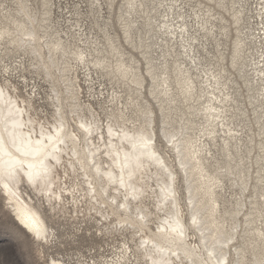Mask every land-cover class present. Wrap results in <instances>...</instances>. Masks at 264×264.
I'll list each match as a JSON object with an SVG mask.
<instances>
[{
	"label": "bare ground",
	"instance_id": "bare-ground-1",
	"mask_svg": "<svg viewBox=\"0 0 264 264\" xmlns=\"http://www.w3.org/2000/svg\"><path fill=\"white\" fill-rule=\"evenodd\" d=\"M6 1L0 0V51L4 52L0 54V61H5L4 57L11 54H28L29 65L38 76H45L51 88L46 97L40 91L34 92V96L31 93L25 95L9 84V79L5 78L4 82L0 79V191L8 200L17 222L40 244L49 245L56 237L49 224L52 222L50 215L55 216L59 209L74 213L76 217L82 213L86 216L94 213L102 226L103 221H111L106 226L108 229L112 227L121 235L130 231L129 238H123L119 246H114L110 258L105 257L103 261V253L101 258L81 254L86 261L82 264H233L231 248L240 257L235 264H249L245 250L237 245L241 233V222L237 218L243 214L246 204H237V218L227 212L234 218V223L228 226L221 214L216 190L221 176L217 172L212 175L204 162L207 159L203 155L206 144L184 131L168 132L169 129H165L166 135L163 134L168 138L170 148L178 154L185 184H189V178H192L193 184L186 186L191 207V221L187 222L185 210L188 208L183 209L181 204L180 171L160 148L155 111L148 107L147 118L140 121L128 118L121 109H117L118 112L110 109L105 122L91 103L82 101L79 71H83L90 81L98 72L116 79L126 85L124 93L131 99L134 92L142 96L146 79L140 60L134 56L125 59V51L108 31L104 32L107 44L98 38L93 40L89 36L92 30L85 28L80 21L72 23L74 31L69 32H73L71 36L83 42L82 45L64 40L59 35L61 30L51 27L48 22L53 12L52 0H44L43 11L31 0H13L15 7L8 6ZM126 1L129 5L135 4V0ZM112 4L113 0L109 5ZM99 7L102 9V3ZM123 21L124 34L129 41L133 21L127 22V18ZM180 28L181 34L187 33L186 26ZM240 42L236 44V53L241 51ZM131 43L135 48H142L144 55L151 47L143 41L139 45L133 40ZM20 55L14 70L26 68L28 60ZM146 60L147 73L152 79L150 93L164 111L166 106L161 96L171 95L172 80L166 71H162L165 77L159 80L152 58ZM263 67L264 64L259 67V72L264 76ZM5 69L8 71L12 67L5 65ZM179 72L184 75L178 80L182 93L187 100L192 99L194 81L185 75L187 71ZM101 85L98 93L103 96ZM112 91L109 102L117 100L122 104L124 94L115 89ZM39 96L41 99L50 98L53 113L45 115L44 110L38 108ZM214 96L205 109L209 116L222 118L223 104L229 95L226 98ZM214 99L220 105L214 103ZM101 102L103 104V100ZM229 131L237 132L235 129ZM214 133L211 130L209 134ZM230 136L235 137V134L230 133ZM198 141L200 144H196ZM233 169L227 166L228 173H233ZM72 176L74 181L68 185L67 179ZM249 182L241 178L240 184L245 192ZM31 192L41 197L36 201ZM255 196L247 200H257ZM261 196L264 198V193ZM251 203L253 212L245 213V220L249 218V222H245L249 226L248 241L253 244L254 262L251 264H264V230L255 225L261 220L258 216L262 212L258 201ZM67 204L73 206V210L68 211ZM85 204L86 209L82 210ZM262 223L264 226V220ZM192 228L198 232V243L191 239ZM97 231L103 236L101 226ZM51 260L52 264H70L67 260Z\"/></svg>",
	"mask_w": 264,
	"mask_h": 264
},
{
	"label": "rangeland",
	"instance_id": "rangeland-1",
	"mask_svg": "<svg viewBox=\"0 0 264 264\" xmlns=\"http://www.w3.org/2000/svg\"><path fill=\"white\" fill-rule=\"evenodd\" d=\"M43 2L44 0H31L41 11ZM110 2L111 0H52L50 4L53 12L48 22L51 27L61 30L59 35L64 40L81 45L83 42L71 36L73 32H69L74 31L72 23L80 21L85 28L92 30L89 36L93 40L98 38L105 44L107 40L104 32H110L116 44L125 51V59L134 56L140 60L141 71L146 79L144 93L138 96L134 92L131 99L124 93L126 85L116 82V79L98 72L94 74V80L90 81L83 71H79L78 84L82 101L91 103L94 111L100 113L105 122L110 109L116 112L121 109L128 118L140 121L147 118L148 107L155 111V129L160 148L180 171L181 204L183 209L188 208V211L185 210L187 222L191 221V207L187 200L189 192H186V186L193 184L192 178L187 177L190 181L185 184V173L179 165L178 154L175 149L170 148L171 144L163 134L165 129H169L168 132L184 131L206 144L203 155L207 159L204 162L212 175L217 172L221 176L216 190L219 192L221 214L228 226L234 223L231 216L239 209L237 204H246L239 218L235 214V218L241 222L237 245L245 250L248 263H253V244L248 241L249 226L245 224L249 222V218L245 220V213L250 214L249 210L253 212L251 202L258 201L262 213L258 216L261 220H257L255 225L264 230V198L261 196L264 193V76L259 72V67L264 64V0H135L134 6L129 5L126 0H113L112 6L109 5ZM99 3H102V9ZM5 4L16 6L13 0H7ZM124 18H127V22L133 21L131 40L138 45L140 41L151 45L145 55L142 48H135L131 40L126 39ZM180 26H186L187 33L181 34ZM239 41L240 54L235 52ZM1 53L4 54L3 50ZM19 54L26 61L29 59L28 54L21 52L5 56V61H0V79L2 82L5 78L9 79V84L16 86L25 95L40 91L46 97L51 92L50 83L45 81L43 74L37 75L29 65V60L25 69L19 67L14 70L16 61L20 60ZM147 57L152 58L159 80L165 77L164 71L172 80L171 95L161 96L163 105L166 106L164 111L160 102L150 93L152 79L147 73ZM1 58L0 56V60ZM258 61L261 64H256ZM5 65L12 69L7 71ZM180 70L187 71L184 72L185 75L194 81L192 99L187 100L182 93L178 80L184 78V75L179 74ZM101 84L103 96L98 93L102 88ZM113 89L124 94L122 104L117 103V100L109 102ZM213 93L224 98L229 95L228 101L223 104L225 112L222 118L209 116L205 109L210 105L209 100L215 98ZM100 100H103V104ZM37 101L36 105L44 110L45 115L53 113L50 98L41 99L39 96ZM104 101L108 102L104 104ZM113 103L117 106L112 105ZM214 103L220 105L216 99ZM229 129H235L238 133L230 132ZM211 130L215 131L212 135L209 134ZM230 133H234L235 137H231ZM213 137L215 138L212 139ZM200 141L196 144H200ZM229 165L234 167L233 173H228ZM249 168L250 182L247 180ZM62 176L65 179L63 174ZM259 176L262 179L259 180ZM241 178L249 182L246 192L243 184H240ZM73 181V176L67 179L68 185ZM32 196L36 201L41 197L34 193ZM253 196L257 200H247ZM68 205V211L73 210V206ZM9 207L8 200L0 191V264H52V258L67 260L70 264H82L86 261L81 254L101 258L102 253L104 261L105 257L113 255L114 246H119L123 238L130 237V231L121 235L112 227L108 226V229L106 226L111 221H103L102 226L96 220L100 218L94 213L87 216L82 213L76 217L74 213L59 209L55 216L50 215L52 222L49 223L55 230L56 240L50 245L40 244L17 222ZM83 209H86V204L82 206ZM156 224L152 225L155 229ZM98 226L102 227L103 236L97 231ZM197 234L195 229L190 230L194 243L199 242ZM231 254L232 263L235 264L240 257L235 254L234 248H231Z\"/></svg>",
	"mask_w": 264,
	"mask_h": 264
},
{
	"label": "snow or ice",
	"instance_id": "snow-or-ice-1",
	"mask_svg": "<svg viewBox=\"0 0 264 264\" xmlns=\"http://www.w3.org/2000/svg\"><path fill=\"white\" fill-rule=\"evenodd\" d=\"M56 163L58 164V161ZM54 199H58V198H54ZM54 211H55V209H54Z\"/></svg>",
	"mask_w": 264,
	"mask_h": 264
}]
</instances>
